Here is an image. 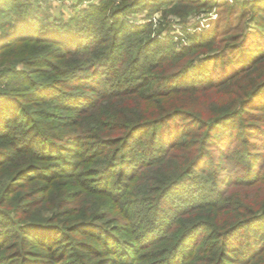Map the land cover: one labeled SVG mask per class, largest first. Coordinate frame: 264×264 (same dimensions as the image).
<instances>
[{"label":"trees","instance_id":"trees-1","mask_svg":"<svg viewBox=\"0 0 264 264\" xmlns=\"http://www.w3.org/2000/svg\"><path fill=\"white\" fill-rule=\"evenodd\" d=\"M37 2L0 0V145L15 149L14 142L23 134L28 137L27 131L44 133V126L54 121L55 113L49 110L53 106L63 105L56 116L67 110L62 118L69 111L97 110L99 98L80 91L87 82L83 74L95 79L102 70L125 74L133 62L143 61L148 68L139 82L125 88L121 84L122 92L107 99L110 107L99 106V116L80 120L79 129L71 132H64L71 127L68 120L51 128H59L54 135L61 143H76L63 148L62 171L72 172L66 166L72 157L79 164L70 176H85L90 184L94 177L112 176L116 184H124L116 211L117 218L129 223L126 230L120 226L114 232H122L130 243L94 231L103 216L96 205L93 216L79 211L74 215L64 210L62 198L54 220L45 219V209L38 206L47 203L42 193L52 189L38 188L45 178L56 180L46 172L39 176L46 169L38 163L45 159L36 152L31 165L10 170L19 148L12 158L0 149V180L6 184L0 215L12 212L15 219L8 218L11 228L0 232V264H136L143 249L157 244L164 245L166 257L147 264H233L245 255L244 248L257 260L264 256L257 238L240 236L264 222V203L229 196L236 188L261 186L264 174V163L258 160L264 152V0H120L116 6L114 0H101L80 20L64 24L65 30L41 14ZM170 4L180 17L182 8L218 7L227 17L217 21L227 26L194 34L190 47L171 50L151 64L145 57L160 52V41L145 37L151 25L136 26L122 17L141 9L153 13ZM252 22L257 25L254 31ZM215 48L219 51L211 53ZM167 60L176 70L158 78L154 71ZM20 65L43 71L33 89L21 96L12 87L30 76ZM87 139L94 144L88 152L91 165L80 150ZM226 174L243 175L247 181ZM142 177L145 184L137 187ZM26 183L32 194L24 191ZM105 185L97 196L109 193L110 180ZM165 195L186 206L177 203L172 214L166 212L160 208ZM125 202L122 210L120 203ZM260 232L264 237V228ZM118 251L123 260L115 257Z\"/></svg>","mask_w":264,"mask_h":264},{"label":"rangeland","instance_id":"rangeland-1","mask_svg":"<svg viewBox=\"0 0 264 264\" xmlns=\"http://www.w3.org/2000/svg\"><path fill=\"white\" fill-rule=\"evenodd\" d=\"M36 1V0H35ZM37 7L41 8V14H43L45 17L49 19V21L52 24H56V26H62V30H65L64 24H68L72 21L80 20L81 18L86 15V12L90 10L94 5L98 6L101 2V0H37ZM115 6L120 3V0H114ZM216 1V0H215ZM241 1H259V0H241ZM217 2V1H216ZM222 2V1H221ZM234 2V0L232 1ZM231 2V3H232ZM214 3V1H213ZM215 4V3H214ZM173 5H165L160 7L157 10H154L153 13L150 10L147 9H141V11L136 12L134 14H128L127 16H123L122 18L127 20L133 25L136 26H146L151 25V28L148 29V32L145 34V37L152 36L155 40H158L164 44L169 45L167 48H163L159 42V46L157 49H160V52H157L156 54L146 56L147 62L154 64V62L157 61L158 58L167 57L171 50H182L183 48H188L193 44V39H191L192 35L202 33L204 30H200V26L202 21L204 19H207L210 14H214L216 16L215 20L212 21H205V25H210V27L206 30L216 28L218 25H220V29H223L226 25L225 22L219 23L217 21L220 19L221 16L223 18L227 17V12L223 9H220L218 7H213L211 9L204 8V10H196V9H186L182 8L181 12H183L182 17L177 16L176 14L172 13ZM222 10V11H221ZM185 11L187 12L185 14ZM247 23H250L249 19H246ZM252 31L256 30L257 25L255 22H252L250 24ZM1 35V33H0ZM161 46V47H160ZM219 51L218 48H215L211 53L215 54ZM136 61V60H135ZM172 60H167L163 63H159L157 65V69L154 71L157 74L158 78H163L167 75L173 74L176 69H174L172 66ZM1 63V62H0ZM221 61H216V65H220ZM6 66L8 63H4ZM150 65V64H148ZM20 68L23 70L29 71L28 78L30 79H23L21 83L18 85L17 88H13V91L20 96L22 94H26L30 89H33V86L37 83L39 77L42 75L43 71H35L30 66L27 65H20ZM148 67L143 64V61L134 63L130 65V70L126 71L125 74H122V70L118 71H101V73L96 77L98 79L93 78L90 74H83L86 78V85L83 86L82 90L84 93L89 94L90 96L94 98H99V104L98 108L96 109H90L88 111H69L67 114L68 117L62 118L63 115L66 114L65 110L62 112V115L56 116L55 114L61 112L59 108H62L63 105L59 104L56 106H53L50 110V113L54 114V121L53 123L48 127L44 126V133L39 135L38 131H35V133H29L30 131H27L29 134L28 137H25L26 134L22 135V138L18 139V141L14 142L15 149L12 147H5L4 145H0V149L10 152V157L12 158V153L15 152L17 148H19L18 154L16 156L20 155L19 158H16V156H13V161L10 164V170H14L15 167L19 168H25L26 166H29L33 163V153H39L41 157H43V161H40L38 165L43 169H46L48 171H43L42 173L39 171V176L45 175V172L47 173V176H53L56 177V180L52 179H43L41 182L40 187L38 188L40 190H45L47 188L52 189V191H45V193H42L41 198L47 202L46 204H39L38 207L44 208L43 216L45 219H53L54 220V209L59 210V208L62 206V198H64L63 203H65L64 210H66L67 213L74 214L79 212H84L86 215L93 216L95 205L99 208V210L103 213V216L99 220V222L95 223L94 231L98 234L101 232L103 233L102 236H105L106 234H109L112 236L111 240L119 242V243H130V238L126 237V235H123L122 232H114L116 228L124 227L125 230L128 227L125 219H121V216H118V212L116 211V208L118 206V200L117 196H121L123 193L124 184H116L115 179H111L112 176H98L94 177V180H96L95 186L94 183L89 182V179L85 176H70L73 173V170L75 169L76 164H79L78 159H73L72 157L69 158L71 160L70 163H66L67 168L71 171H62L63 168L60 167L63 162L61 158V154H63V148L70 149L76 145V143H61V140L59 139L58 129H51L55 128L56 125L60 124L62 125L63 122L69 121V124H71V127H67L64 132L66 131H73L79 129V122L80 120H86V121H92L94 118L99 116V106L103 108H109L110 103L108 102V98H111L112 94H115L117 97L119 93L122 92L123 89H120L119 86L122 84L123 87L125 86H131L135 85L139 82V76L140 74H143L147 70ZM3 68L0 64V71ZM122 74V75H121ZM121 75V76H120ZM119 76V77H118ZM27 80H30V83L27 82ZM218 80L215 79V82ZM123 81V82H122ZM122 82V83H121ZM17 85V84H16ZM15 85V87H16ZM90 88H94L93 91H90ZM64 91H71L72 93L75 92V94H80L76 90H67V88H61ZM114 96V98H115ZM108 99V100H107ZM113 100V99H111ZM88 112V113H84ZM78 118V119H77ZM77 120V121H76ZM86 123L80 127L81 132L86 131ZM63 130V128H60ZM54 137V138H53ZM51 138V139H48ZM85 138H88L86 136ZM52 142H51V141ZM86 144L83 143L80 146V150L84 149L86 152L83 156L85 159V163L87 164V161L89 159L88 152H90V149L94 146L91 141H88V139L85 141ZM47 148V149H46ZM240 149V148H239ZM94 150V149H93ZM92 151V150H91ZM236 155H239L240 152H236ZM216 157L219 155H215ZM219 158V157H218ZM254 158V156H252ZM234 160V159H233ZM258 160L260 164L264 163V152L258 157ZM220 162L221 160H217ZM70 165L72 166V169H70ZM91 165V164H87ZM243 168L242 165H240V170ZM51 169V170H49ZM51 171H54L56 174H51ZM31 176H37L34 173H31ZM3 175V172L0 173V176ZM228 175V174H226ZM262 182L261 186L258 185L257 187H254L252 189L247 188H236L234 189V192L231 193L229 196L235 197L240 196L244 198V196H248L250 200H254L255 203H264V174L262 175ZM243 175H228V178H231V180H245L242 179ZM145 178L151 179L153 176H145ZM3 180V179H2ZM0 180V181H2ZM52 180V181H51ZM91 180V179H90ZM110 180V186L108 188L109 195L103 194L100 196H97V194H100L101 191L104 190V188L107 187V185L103 186L104 182L109 183ZM125 182L128 181L125 179ZM0 182V196L3 191V188L6 186V184H3ZM145 184V180L142 177L140 179V182L137 184V187H142V185ZM24 191L27 194H32L31 192L33 189L31 188V185L29 183H26ZM136 187V186H135ZM66 188V191L65 189ZM58 189V190H57ZM184 190V189H181ZM126 191V190H125ZM64 192V195L62 194ZM125 193V192H124ZM52 194V195H51ZM128 198V197H127ZM43 200L39 201V203H44ZM244 200V199H242ZM177 203L179 201L175 202L170 195H165L163 201L161 202V209H165L166 212L172 214V207L177 206ZM127 205V202L120 203V206L123 207L122 210H124L125 206ZM179 205H183V203H179ZM186 206V205H183ZM232 208L235 207L234 203H231ZM3 215H0V232H5L7 228H11V222L9 219H14V215L9 212L2 213ZM9 218V219H8ZM92 220V219H91ZM17 221V220H16ZM59 222L56 221L55 224ZM264 223V222H263ZM262 223V224H263ZM261 223H256L252 227L246 228L245 232L242 233L240 236L243 238L249 237V234L252 235V237L257 238L258 244L257 246H264V237H262V234L260 232L263 231L264 224L259 225ZM104 238V237H103ZM91 244H94L92 240H89ZM124 243V244H125ZM126 245V244H125ZM251 245V244H249ZM163 244H157V246L152 247L150 249H143L140 252V256H138V259H141L139 261L137 259L136 264H147L152 263L158 258H164L166 257V251L162 248ZM33 248V246H32ZM34 249V248H33ZM35 250V249H34ZM129 250V249H128ZM245 255L237 257L238 263L233 264H264V256H262L260 259L257 260V258L252 257L251 255H248L245 252V248L243 249ZM249 251V249H248ZM119 253V254H118ZM120 253L122 251H118L117 255L115 254V257L118 260H123L122 255L120 256ZM130 253V252H129ZM259 253L256 252L255 255ZM114 256V255H113ZM257 257V256H256ZM256 259V260H255Z\"/></svg>","mask_w":264,"mask_h":264},{"label":"built area","instance_id":"built-area-1","mask_svg":"<svg viewBox=\"0 0 264 264\" xmlns=\"http://www.w3.org/2000/svg\"><path fill=\"white\" fill-rule=\"evenodd\" d=\"M217 3H220L221 1H225V2H232L233 0H216ZM216 19V16H214V14H210L209 17L207 19H204V21H202L201 23V28L199 31H202V30H206L210 27V25H205V21H212V20H215Z\"/></svg>","mask_w":264,"mask_h":264}]
</instances>
